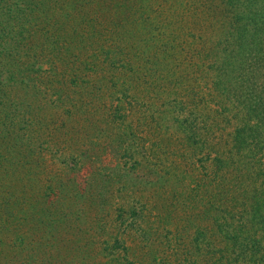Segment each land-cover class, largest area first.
Instances as JSON below:
<instances>
[{
    "label": "trees",
    "instance_id": "1",
    "mask_svg": "<svg viewBox=\"0 0 264 264\" xmlns=\"http://www.w3.org/2000/svg\"><path fill=\"white\" fill-rule=\"evenodd\" d=\"M124 1L118 11L122 0H0V264H264V0H211L210 14L214 8L218 17L225 14L217 52L221 57L205 51L219 72L214 86L219 124L232 125L226 137L221 134L226 129L219 128L221 149L201 137L203 132L208 138L217 132L208 119H181L185 90L172 91L166 101L170 115H158L168 130L172 122L175 131H185L197 152L206 150L202 160L214 168L209 186L215 190L209 200L203 196V211H185V228L163 229L172 217L182 218L177 209L169 210L174 215L169 212L168 217H151L153 221L143 204L136 208L132 201L112 212L110 195L95 190L93 175L85 176V183L76 182L75 173L84 168L81 160L91 157H83L81 148L70 168L74 183L62 187L54 178L45 186L37 176L31 179L35 197L27 200L34 210L13 209L19 204L15 183L26 190L24 182L15 181L33 175L30 159L45 160L40 153L48 142L23 133L27 124H35L25 117L50 104L56 117L62 114L56 123L66 128L75 124L76 116L89 121L94 114L88 109L106 107L96 100L109 97L114 109L105 112L108 128L99 138L102 150L135 161L129 168L132 178L122 174L109 180L110 187L119 185L122 191L163 185L172 175H160L155 164L136 159L140 140L121 124L132 112L127 105L141 106L131 91L138 77L132 55L139 64V78L146 75L153 81L169 69L180 49L171 33L145 13L152 0ZM109 35L115 43L107 47ZM128 63L133 66L125 70L131 72L130 80L124 70L117 81L108 75L127 69ZM131 98L135 103H126ZM192 98L195 102L194 94ZM53 116L42 124L50 126ZM92 170L89 167L88 174ZM29 228L31 238L24 233ZM127 238L134 240L135 252Z\"/></svg>",
    "mask_w": 264,
    "mask_h": 264
},
{
    "label": "rangeland",
    "instance_id": "2",
    "mask_svg": "<svg viewBox=\"0 0 264 264\" xmlns=\"http://www.w3.org/2000/svg\"><path fill=\"white\" fill-rule=\"evenodd\" d=\"M124 2L126 1L122 0V3L118 4V11L120 5H123ZM213 5L214 2L211 0H152L145 8V13L147 12L160 25L161 29L171 33L170 39L177 44L180 52L175 54V58L168 63L171 66L166 72L164 69L163 76L161 74L155 75L153 81L146 79V75H143V78H139V64L136 55L133 54L131 58L138 76L136 82L132 81L134 83L131 84L133 87L131 91L136 95V103H140L141 106L138 108L134 106L136 108H133L127 105L128 110L132 112L127 113L128 118L125 123L121 124V127H127V130L134 132L140 140L138 143L140 147L134 153V157L146 165L150 162L155 164L160 175L172 173V175L168 176L169 179L163 185L156 183L145 188H139L138 186L136 189H132L133 187L131 186V188H124L125 190L119 191V185L110 187L109 180L113 178L119 179L122 174H129L132 178L129 168L133 167L135 161L119 159L113 151L102 150L103 141L99 142V138L100 135L104 136L106 134L108 128L104 122L106 120L105 116L108 115L110 110L114 109L109 97L107 96L106 100H96L97 103L106 105V107L101 106L98 111L93 107L88 109L89 114H94V116L87 117L89 121L83 122L82 119L76 116L74 118L75 124L66 128H62L60 124L56 123L55 120L61 119L62 114L56 117L57 111L54 105L50 104L44 111L33 109L31 116L27 115L25 117L28 121L32 120L35 124H27L29 125L28 130L23 131V133L31 132L34 138L38 136L41 140H44L43 143L45 139L48 142L43 144V154L40 153L45 160L37 157L30 159L31 163L29 164L34 166L33 175H28L26 178L22 177V180L19 177L20 179L15 181L24 182L26 190L22 191L20 185L15 183L13 190L16 192L15 198L19 200L17 201L19 204L12 206L14 210L19 211L22 209L28 211V213L34 210L28 202L33 201L35 197L33 196L35 187L31 179L37 176L40 178L38 180L43 182V185L46 184L45 186H48V181L54 178L55 184L57 182L62 183V187L66 188L67 184L71 185L74 183L75 180H71L72 178L74 179V175L70 172V168L74 164L73 160L79 156L75 151L80 148L84 150L83 157L88 159L87 153L91 157L86 162L81 160L84 168L79 173H75L76 182L85 183V176L93 175L97 184L95 190L103 196L110 195L109 204H111L110 209L112 212L128 201H132V205H139L138 207L135 205L136 208L143 204V211L146 210L148 219L158 215L168 217L169 210L177 209L181 213L182 218L174 219L172 217V221L162 224L165 226L163 229L175 230L177 227L185 228V211L189 210V207H192L191 210H198L196 212L199 213L204 210V206L207 203L203 202V196L209 200L210 195L215 190V188L209 186L214 168L212 165L210 167V163L205 164L202 160L204 155H206V150L203 151V154L199 151L197 152L190 145L189 140L186 138L188 134H185V131L180 133L175 131V125L172 122L170 123L171 129L168 130L158 115L164 113L170 115L172 111L166 101L172 97V91L183 89L185 90V110L181 115V119L187 121L191 119H197L198 121L208 119V122L213 123V126H217L214 127L217 130L214 135L209 133L210 138L205 132L201 133L202 139L213 141L216 148L221 149L220 137L230 132L232 125H220L219 117L217 116L218 106L215 97L218 89L216 87L217 90L214 89V86L218 80L217 75L219 72L211 67L216 66L215 61H207L205 58V51L208 50L212 51L211 55L213 58L221 57L220 54H217L219 50L218 43L225 32L223 25L225 14L221 12L222 16L218 17L217 9L215 8L210 14V8ZM112 11L115 15L117 13L116 7H113ZM225 22L227 25V20ZM151 25L154 27V22L151 21ZM110 38H112L110 35L107 36V47L115 43ZM127 55H129V52ZM110 63L111 61H106L104 64ZM127 66V69H115L108 75L111 76L113 74L115 81H117L122 70H124L123 76L128 77L130 80L131 72L125 73V70L131 71L133 66L130 63ZM168 76L169 81L167 82ZM106 81L108 83L106 82L105 84L108 86L109 82H111V77H108ZM222 85H219V88ZM193 94L196 98L195 102L192 98ZM128 101L134 102L133 98L127 100L126 103ZM117 103L118 101H114V104ZM50 115H54L55 118L53 116L54 119H51L52 124L46 127L47 125L42 124V122L49 121ZM171 115L174 114L171 113ZM27 125H24V128ZM220 127L223 130L226 129V131L221 132V136L218 132ZM96 155H100V160H97ZM43 163L44 166L42 165ZM120 165L122 167L125 166L126 171L128 170L129 172L122 173V168L118 169ZM89 167L93 169V173L88 174ZM129 175L126 177L127 179ZM15 177L13 176L12 178L14 179ZM152 179L155 180L153 177ZM124 185H127V182ZM206 190H210V192H206ZM119 192L121 196H118ZM195 195L196 197H194ZM25 199L26 203H21ZM171 214L174 215L173 213ZM30 230L32 229L29 228L24 233L31 238L33 236H31ZM125 241L135 252L134 240L127 238Z\"/></svg>",
    "mask_w": 264,
    "mask_h": 264
}]
</instances>
